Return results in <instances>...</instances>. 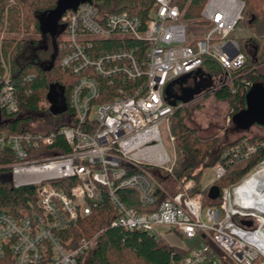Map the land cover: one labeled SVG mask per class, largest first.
<instances>
[{"label": "built area", "instance_id": "2783aa9c", "mask_svg": "<svg viewBox=\"0 0 264 264\" xmlns=\"http://www.w3.org/2000/svg\"><path fill=\"white\" fill-rule=\"evenodd\" d=\"M153 1L156 6L146 22L127 12L103 13L89 2L61 17L59 36L66 38L59 39V64L76 77L67 102L70 125L57 131L69 153L39 152L42 145L51 144L52 134L0 132V157L6 161L0 165V181L13 190H37L35 206L27 200L25 210L0 209V264H79L95 238L68 249L56 233L89 216L103 195L116 212L112 228L162 237L156 228L163 227L197 240L182 264H221V259L227 264H264V207L251 204L249 191H238L264 161L241 183L222 190L215 209L202 208L201 194H186L191 181L183 192L169 195L155 176L164 178L162 173L170 174L174 165L159 131L175 108L164 100L166 88L186 74L189 87L207 84L205 93L232 88L233 73L242 69L245 57L228 36L244 4L207 0L199 21L191 23L210 30L187 42L185 11L177 0ZM117 44L118 49H102ZM206 60L218 66V76L199 73ZM102 81L114 88L111 102H99ZM251 86L247 84L246 92ZM17 110L8 74H0L1 115L12 116ZM167 133L173 142L169 127ZM262 147L247 141L231 146L224 153V165L245 161ZM224 165L212 167L214 180L224 176ZM68 180L76 184L67 191L52 186ZM118 191L132 192L133 198L124 203Z\"/></svg>", "mask_w": 264, "mask_h": 264}, {"label": "trees", "instance_id": "16d2710c", "mask_svg": "<svg viewBox=\"0 0 264 264\" xmlns=\"http://www.w3.org/2000/svg\"><path fill=\"white\" fill-rule=\"evenodd\" d=\"M57 0H0V74H8L12 87L13 97L17 105V112L12 116L2 115V126L0 132L14 133L29 131L32 125L45 120L57 124L43 135H53L51 144L42 145L39 152L49 155L67 154L69 147L63 137L57 133L63 126L70 125V109L68 97L76 77L67 70H63L59 62L61 54L59 51L60 41L54 39L55 51H52L50 59L46 63H40L36 55L31 54L24 60L23 56L27 49L33 50L38 43L36 40L27 41L20 35L35 34L39 39L41 34L42 17L55 7ZM244 6L240 14L243 26L255 31L254 36H245L239 45L240 52L245 57L242 69L233 73L232 88L223 87L213 92L217 101L228 102L232 108V115L244 108L245 87L247 84L264 85V0H240ZM207 0H177L175 3L184 10L186 22H197L200 13ZM98 6L103 13L114 14L127 12L138 17L142 22L150 18L155 9L153 0H89ZM237 24H235L237 26ZM236 28V27H235ZM15 36L12 38L7 37ZM237 42V41H236ZM238 43V42H237ZM121 45H107L102 49L106 51L120 48ZM206 77H215L220 74V69L212 61L206 60L200 71ZM199 84V83H196ZM195 84L189 88H193ZM55 92H62L66 112L52 116L47 108V95L50 88ZM104 91L99 102H111L116 98L114 88L106 81L101 82ZM205 88V87H204ZM203 88V90H204ZM235 90L232 92V90ZM186 115L185 108L180 103L175 105L172 115L169 117V132L174 141L175 162L170 174H164L160 181L162 187L169 195L183 192V186L191 181L193 187L187 191L188 196L201 194L202 208H218L220 198L209 200L207 198L208 188L216 186L219 192L235 186L243 177L253 171L257 165L264 161V147L249 159L224 165L223 156L225 151L242 141L251 144H264V138L239 137L233 141H220L215 136H202L191 127L184 124ZM231 115V116H232ZM168 119V120H169ZM60 120V122H59ZM58 121V122H57ZM231 122V121H230ZM232 123V122H231ZM41 157V155H39ZM221 162L225 167L224 176L213 180L211 186L201 189V174L206 168H212ZM6 164L0 157V165ZM153 174L155 170H151ZM76 184L74 180L57 181L52 183L54 188L67 191L69 187ZM117 195L121 201L126 203L133 198L132 192L118 191ZM27 200H32L35 206L37 190L32 188H21L13 190L6 182L0 181V209L14 213L16 210H25ZM39 212V208L36 209ZM147 212L152 211L150 209ZM115 210L109 199L103 195L97 208L93 209L87 217L77 220L70 228L58 232L57 237L65 248L74 247L80 240L95 238V242L88 256L79 260V264H182L183 258L188 250L172 246L162 237H155L146 232L127 231L119 227L110 226L116 218ZM175 236L180 237L177 233ZM181 238V237H180ZM87 253V254H88ZM221 264H227L221 259Z\"/></svg>", "mask_w": 264, "mask_h": 264}, {"label": "rangeland", "instance_id": "374dc122", "mask_svg": "<svg viewBox=\"0 0 264 264\" xmlns=\"http://www.w3.org/2000/svg\"><path fill=\"white\" fill-rule=\"evenodd\" d=\"M185 30L186 40L187 42H191L193 40H198L204 37V35L210 30V28L207 26L199 27L191 22H185ZM255 31L256 30H248L246 26L244 27L243 23L240 22L239 24H237L234 31L229 34L228 39L235 40L238 42L239 45H241L242 39L245 36H254ZM5 36V34H1L0 38ZM7 37L12 38L15 36L8 35ZM18 37L26 39L27 41H38L40 39L43 40L45 38V36H42V38L39 39L38 37H36L35 34L20 35ZM65 38V36L61 35L58 37V40ZM31 54H35L40 63H46L49 60L47 55L39 51H32L30 48L25 51L23 59H28ZM260 72L264 73V68L261 67ZM205 85L207 88V84ZM205 91L202 90L199 93L194 92L192 94L193 98L188 104L182 105L180 103L181 106L185 108L186 115L184 117V124L186 126L194 128L198 132V134L202 136H215L218 137L220 141L226 142L233 141L239 137H251L256 139L264 138V126L252 125L246 131L238 130L233 125V123L230 122L232 108L230 107L229 103L217 101L214 98L213 92L205 93ZM169 123L170 119L167 123H164L160 126L159 131L166 152L169 156L173 157L175 162L176 156L174 153V141H170V138L167 133ZM56 125L57 124H54L53 121L45 120V118L43 117L40 122L36 123V125H32V129L35 130L37 133L43 135L46 131H48L52 127H55ZM259 165H257V167L253 171H251V173L254 172L259 167ZM260 167H264V164H262ZM260 167L257 169V171L260 170ZM247 175L243 177L237 184L241 183L242 180L247 177ZM213 180L214 175L212 168L204 169L201 174V179L199 181L201 189H205L211 186ZM44 185H48V183H45ZM156 234L162 236V238L165 239L172 246H177L186 250L194 247L198 242L197 240H187L177 237L174 233L167 232V230L163 227H157ZM199 248H202V245H199ZM88 255L89 253L86 254V256Z\"/></svg>", "mask_w": 264, "mask_h": 264}, {"label": "water", "instance_id": "95a60500", "mask_svg": "<svg viewBox=\"0 0 264 264\" xmlns=\"http://www.w3.org/2000/svg\"><path fill=\"white\" fill-rule=\"evenodd\" d=\"M89 0H57L55 7L48 11L41 20V34L42 36L48 35L54 39L63 31L62 26L59 24L61 17L67 11H75L76 8ZM55 51V48H54ZM190 76L186 74L179 79L173 81L164 92V100L167 104L175 106L177 103L182 105L188 104L192 100L194 92L199 93L204 87L201 84H196L193 88H186L181 92L178 97H173L170 88L175 84H181ZM214 92V91H212ZM46 101L49 105L48 112L52 116H58L66 112L67 108L64 103L62 92H55L51 87L47 95ZM245 106L239 112L231 116L233 125L241 131L248 130L252 125L264 126V85L254 84L246 92L244 96ZM2 126V115L0 111V127ZM156 178L160 181L163 177L157 173ZM219 189L216 186H211L207 191V198L216 200L219 197ZM249 226V224H246Z\"/></svg>", "mask_w": 264, "mask_h": 264}, {"label": "bare ground", "instance_id": "6f19581e", "mask_svg": "<svg viewBox=\"0 0 264 264\" xmlns=\"http://www.w3.org/2000/svg\"><path fill=\"white\" fill-rule=\"evenodd\" d=\"M251 178L252 179L246 181L238 191H249L252 193V199H250L251 204L264 207V167H260V170L255 172Z\"/></svg>", "mask_w": 264, "mask_h": 264}, {"label": "flooded vegetation", "instance_id": "af4514ba", "mask_svg": "<svg viewBox=\"0 0 264 264\" xmlns=\"http://www.w3.org/2000/svg\"><path fill=\"white\" fill-rule=\"evenodd\" d=\"M59 36V35H58ZM57 36V37H58ZM42 38V37H41ZM56 38V37H55ZM54 38V39H55ZM54 39L50 38L48 35L45 36V38L43 40H38V43H36L33 47L32 51H39L42 52L43 54L47 55V57L50 59V56L52 54V51L54 50ZM35 55V54H34ZM189 78H187L185 80V82L181 83V84H175L172 89L170 90L171 94L173 97H178L181 95V92L186 89L189 88L188 84ZM196 85V83H195ZM202 87H206L205 84L201 83Z\"/></svg>", "mask_w": 264, "mask_h": 264}]
</instances>
